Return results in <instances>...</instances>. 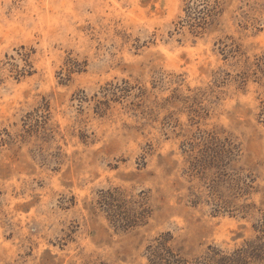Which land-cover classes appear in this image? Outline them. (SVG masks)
I'll return each instance as SVG.
<instances>
[{
    "label": "rangeland",
    "instance_id": "374dc122",
    "mask_svg": "<svg viewBox=\"0 0 264 264\" xmlns=\"http://www.w3.org/2000/svg\"><path fill=\"white\" fill-rule=\"evenodd\" d=\"M261 230L264 0H0V264H264Z\"/></svg>",
    "mask_w": 264,
    "mask_h": 264
},
{
    "label": "trees",
    "instance_id": "16d2710c",
    "mask_svg": "<svg viewBox=\"0 0 264 264\" xmlns=\"http://www.w3.org/2000/svg\"><path fill=\"white\" fill-rule=\"evenodd\" d=\"M192 4H189L187 8H190ZM214 153L215 157L221 161V151L214 150ZM100 194L98 206L106 213L109 222L121 230L144 224L150 215V210L143 200L130 201L120 189L107 190ZM261 231L264 233L263 230ZM169 239L167 235H161L157 239L156 244L149 250L151 263L187 264V260L178 253L172 252L167 244ZM246 253V249H239L231 254H222L219 249L209 248V253L198 259L196 264H241Z\"/></svg>",
    "mask_w": 264,
    "mask_h": 264
}]
</instances>
